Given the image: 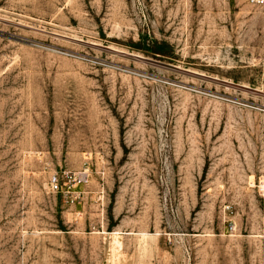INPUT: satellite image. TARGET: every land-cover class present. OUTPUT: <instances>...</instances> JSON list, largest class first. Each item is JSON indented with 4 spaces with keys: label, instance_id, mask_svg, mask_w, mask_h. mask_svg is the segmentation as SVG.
Listing matches in <instances>:
<instances>
[{
    "label": "rangeland",
    "instance_id": "obj_1",
    "mask_svg": "<svg viewBox=\"0 0 264 264\" xmlns=\"http://www.w3.org/2000/svg\"><path fill=\"white\" fill-rule=\"evenodd\" d=\"M262 185L257 8L0 0V264H264Z\"/></svg>",
    "mask_w": 264,
    "mask_h": 264
},
{
    "label": "built area",
    "instance_id": "obj_2",
    "mask_svg": "<svg viewBox=\"0 0 264 264\" xmlns=\"http://www.w3.org/2000/svg\"><path fill=\"white\" fill-rule=\"evenodd\" d=\"M250 5L257 8L259 11L264 13V0H245ZM72 177L77 183H83L86 178V172H79L77 174H66L61 176L58 173H54L51 175L49 179V187L55 193H61L63 196L67 198H71L72 201H75L79 197H81V191L79 190H71V182ZM264 185L261 186L263 188Z\"/></svg>",
    "mask_w": 264,
    "mask_h": 264
},
{
    "label": "bare ground",
    "instance_id": "obj_3",
    "mask_svg": "<svg viewBox=\"0 0 264 264\" xmlns=\"http://www.w3.org/2000/svg\"><path fill=\"white\" fill-rule=\"evenodd\" d=\"M118 239H117V236L116 235H113L112 236V243H113V245L115 246L116 244H118Z\"/></svg>",
    "mask_w": 264,
    "mask_h": 264
}]
</instances>
